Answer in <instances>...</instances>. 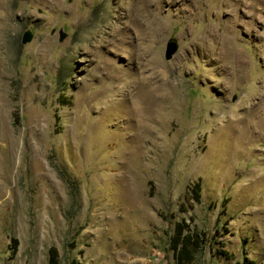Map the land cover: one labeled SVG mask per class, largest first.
Wrapping results in <instances>:
<instances>
[{"label": "rangeland", "instance_id": "1", "mask_svg": "<svg viewBox=\"0 0 264 264\" xmlns=\"http://www.w3.org/2000/svg\"><path fill=\"white\" fill-rule=\"evenodd\" d=\"M7 1L0 264H264V0Z\"/></svg>", "mask_w": 264, "mask_h": 264}, {"label": "trees", "instance_id": "2", "mask_svg": "<svg viewBox=\"0 0 264 264\" xmlns=\"http://www.w3.org/2000/svg\"><path fill=\"white\" fill-rule=\"evenodd\" d=\"M188 192L192 193V199L196 203H199V181L194 183ZM226 233L228 232L226 231ZM205 240V235L200 236L196 232L190 230L188 227H184L183 223H177L175 225L173 236V242L179 246L176 254V264H191L195 258L196 251H198ZM12 245V250L14 252L17 245L16 239H12ZM48 264H58L57 250L53 247L49 249Z\"/></svg>", "mask_w": 264, "mask_h": 264}, {"label": "bare ground", "instance_id": "3", "mask_svg": "<svg viewBox=\"0 0 264 264\" xmlns=\"http://www.w3.org/2000/svg\"><path fill=\"white\" fill-rule=\"evenodd\" d=\"M10 17H11V13L8 10V1L7 0H0V33H4V32H6V31L9 30L8 29L9 28L8 25H9ZM3 60H4L3 58H0V61L1 62H3ZM147 88H148L147 93H149V95L147 96V94H145L142 99H138L137 100L138 105H136L135 107H133L132 110H131V113H133L134 118L137 119V120L149 119L150 115L153 112L154 104L157 102L154 98H152V96H150V93H151V90L152 89H150L149 87H147ZM149 89H150V91H149ZM143 91H145V90H143ZM138 93L140 94V92H138ZM151 120H150V122L152 123ZM139 127H140V125H139ZM237 129H238V127H237ZM148 131L149 130H146V132H148ZM232 132H233V135H236L237 137H241L244 134L241 131L240 128L237 131H236V129H234Z\"/></svg>", "mask_w": 264, "mask_h": 264}, {"label": "water", "instance_id": "4", "mask_svg": "<svg viewBox=\"0 0 264 264\" xmlns=\"http://www.w3.org/2000/svg\"><path fill=\"white\" fill-rule=\"evenodd\" d=\"M33 35L31 33V31H26L21 39L22 44H27L29 42L32 41ZM64 37H62L61 39H63ZM177 51V44L173 41L170 40L167 44H166V49H165V60L169 61L171 60L172 56L175 54V52Z\"/></svg>", "mask_w": 264, "mask_h": 264}]
</instances>
